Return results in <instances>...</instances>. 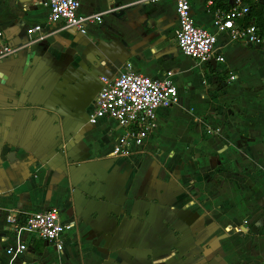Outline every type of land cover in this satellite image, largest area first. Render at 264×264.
I'll list each match as a JSON object with an SVG mask.
<instances>
[{
  "label": "crops",
  "instance_id": "1",
  "mask_svg": "<svg viewBox=\"0 0 264 264\" xmlns=\"http://www.w3.org/2000/svg\"><path fill=\"white\" fill-rule=\"evenodd\" d=\"M81 1V15L105 13L86 34L51 23L45 0H0L2 40L17 50L0 62V264H264V223L260 232L250 225L248 190L212 170L222 147L197 138L200 123L193 135L165 123L182 99L158 110L145 145L129 159L112 155L125 134L117 122L89 123L103 80L128 64L153 79L172 72L180 95L193 86L189 64L207 76L248 73V45L217 33L208 0H192L191 12L196 25L218 35L221 66L179 50L172 0ZM213 1V9H227L236 0ZM38 25L43 31L29 36ZM202 98L203 123L212 106ZM51 208L75 225L61 252L34 234L18 236L6 221L12 212ZM19 241L27 251L9 255Z\"/></svg>",
  "mask_w": 264,
  "mask_h": 264
},
{
  "label": "built area",
  "instance_id": "2",
  "mask_svg": "<svg viewBox=\"0 0 264 264\" xmlns=\"http://www.w3.org/2000/svg\"><path fill=\"white\" fill-rule=\"evenodd\" d=\"M162 0H145L156 3ZM176 5L179 22L176 42L179 50L187 57L200 64L209 66L225 64V56L218 51V35L196 25L191 12L192 0H172ZM263 0H236L227 9H213L214 1L208 0V12L214 17L217 33H227L231 41L242 42L249 46L264 45L263 28L254 21H248L251 6L262 4ZM49 9L51 23L64 22L67 27L75 28L82 34L93 24H101L105 13L88 16L80 14L81 0H45ZM43 31L42 26L28 29L29 36ZM0 33V62L16 53V49L5 44ZM172 72L162 79H153L138 74L128 64L125 70L113 80H103L94 110L89 123L97 124L102 119L117 122L125 130L113 148L112 155L116 158L129 159L139 153L145 145L155 125L156 115L160 109H170L177 105L180 95L172 81ZM236 77L230 72V80ZM7 224L18 236L22 232L36 235L39 239L52 243L61 252L66 234L74 228V223H64L61 212L51 208L37 213L12 212L7 217ZM27 245L18 242L8 248L7 253L21 256L27 251Z\"/></svg>",
  "mask_w": 264,
  "mask_h": 264
},
{
  "label": "rangeland",
  "instance_id": "3",
  "mask_svg": "<svg viewBox=\"0 0 264 264\" xmlns=\"http://www.w3.org/2000/svg\"><path fill=\"white\" fill-rule=\"evenodd\" d=\"M246 48L248 73L236 71L233 81L230 80V71L225 69L221 72L212 70L207 76L205 69L187 65L193 86L183 88L179 114H168L165 123L188 129L190 135L196 134L200 123L197 138L222 147L212 170L225 181L236 182L238 188L248 190V201L254 207L252 215L248 211V217L253 219L250 225L260 232L264 223V45H248ZM202 96H206L212 106V118L203 123L197 120L204 112ZM244 217H241L240 225L246 229L248 219ZM243 231L236 230L239 234Z\"/></svg>",
  "mask_w": 264,
  "mask_h": 264
},
{
  "label": "trees",
  "instance_id": "4",
  "mask_svg": "<svg viewBox=\"0 0 264 264\" xmlns=\"http://www.w3.org/2000/svg\"><path fill=\"white\" fill-rule=\"evenodd\" d=\"M248 21H254L257 26L263 28L264 31V5L254 4L251 6V14L247 18Z\"/></svg>",
  "mask_w": 264,
  "mask_h": 264
},
{
  "label": "water",
  "instance_id": "5",
  "mask_svg": "<svg viewBox=\"0 0 264 264\" xmlns=\"http://www.w3.org/2000/svg\"><path fill=\"white\" fill-rule=\"evenodd\" d=\"M176 35H177L176 32H173L172 37H176Z\"/></svg>",
  "mask_w": 264,
  "mask_h": 264
}]
</instances>
